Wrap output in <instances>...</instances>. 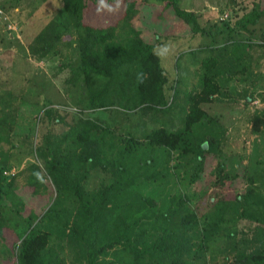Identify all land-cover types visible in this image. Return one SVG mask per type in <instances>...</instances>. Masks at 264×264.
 Masks as SVG:
<instances>
[{"label":"trees","instance_id":"16d2710c","mask_svg":"<svg viewBox=\"0 0 264 264\" xmlns=\"http://www.w3.org/2000/svg\"><path fill=\"white\" fill-rule=\"evenodd\" d=\"M104 1L120 2L121 6L123 1L125 10L119 16H101V0H60L54 15L28 41L30 54L43 61L65 50L73 53L74 59L67 65L71 70L68 82L75 91L72 101L83 110L112 109L123 115L172 108L167 106L169 77L156 45L137 26L143 11L135 0ZM153 1L171 8L193 35L205 32L198 15L183 10L179 0ZM263 18L264 8L246 14L233 28L229 23L222 27L231 38L227 42L239 44L237 52L231 53L239 64L252 42L248 39L247 45L236 37L247 32L254 35ZM226 60L225 56L202 60L199 89L181 93L186 103L181 104L184 116L179 128L168 129L165 120L155 128L145 124L142 134L123 135L111 125L78 118L76 124H64L63 134H55V127L63 125L57 123L64 119L60 110L45 101L43 118L47 122L36 153L45 178L52 183L47 185L52 190L53 185L57 196L36 225L40 216L22 218L18 209V224L23 226L14 227L20 240L15 264H67L66 249L72 251L75 264H264V196L260 189L264 169L259 170L260 177L257 172L245 179L257 204L247 193H235L231 199L230 194L219 191L231 190L238 174L225 172L220 157L222 131L203 109L222 93L215 70ZM185 79L179 72L173 86L177 97L179 89L186 87ZM116 106L120 109L115 110ZM9 121L5 117L0 124ZM253 122L260 133L264 118L256 115ZM6 140L0 127V142ZM211 155L218 158L212 193H188L172 187L166 188L169 191L162 200L159 193L148 189L179 177L182 169L191 183L201 181ZM5 167L0 161V232L11 227L3 202L14 197L2 186L7 179ZM93 172L104 178L92 189ZM243 221L246 228L240 229Z\"/></svg>","mask_w":264,"mask_h":264},{"label":"rangeland","instance_id":"374dc122","mask_svg":"<svg viewBox=\"0 0 264 264\" xmlns=\"http://www.w3.org/2000/svg\"><path fill=\"white\" fill-rule=\"evenodd\" d=\"M135 1L139 10L143 11L137 26L143 30L146 40L156 45L169 77L167 106L172 105V108H154L147 112L137 110L130 114L123 112L122 115L112 109L83 110L72 101L75 91L73 84L68 82L71 70L67 67L74 59L72 52L65 50L63 54L43 61L36 60L30 54L28 41L54 15L60 0H0V122L10 117L8 123L0 124L4 137L8 139L0 142V161L6 165L3 176L7 179L2 186L14 195L13 198L6 197L3 202L7 208L4 207L3 212L8 215L11 227L0 232V264L16 262L15 248L20 240L14 227L21 229L23 226L18 224L17 211L21 209L22 218L32 214L40 216L36 225L57 196L53 185V190L49 188L52 183L45 178L44 168L36 153L42 129L44 131L43 124L47 122L43 118L45 101L60 110L64 119L63 123H57L63 125L55 127V134H63L67 126L64 124H76L78 118L111 125L123 135H128L127 132L142 134L141 128L145 124L150 129L159 127L165 120L168 121V124H164L168 129L175 126L179 128L184 116V106L181 104L186 103V96L181 93L199 89V79L203 74L201 62L210 57L225 56L227 60L215 70L222 93L204 105L203 109L216 120L215 128L222 131L223 153L220 157L225 172L238 174L231 190L219 191L230 194L231 199H234L235 193H247L249 200L257 204L249 192L251 185L245 179L248 180L249 176L257 172L258 175L259 170L264 169V126L258 133L253 122L256 115L264 118V18L256 25L254 35L247 32L239 38L234 37L237 41L245 40L247 45L248 39L252 42L251 46H246L247 55L240 64L231 54L237 52L236 46L239 44L227 42L231 38L222 27L229 23L230 28H233L246 14L253 10L260 11L264 8V0H179L183 10L198 15L200 25L205 30L198 35H193L191 28L178 19L171 8H165V4L153 0L149 3ZM121 2L123 8L120 2L110 4L103 0L98 12L101 16L109 13L119 16L117 13H122L126 5ZM109 7L113 10L109 11ZM225 16L227 19L224 20L227 21H221ZM64 39L67 40V37ZM238 69L240 71L236 73ZM179 72L186 78V87L179 89L182 91L177 97L173 86L176 85ZM119 109L115 107V110ZM177 161L175 159L173 164ZM205 163L203 178L195 184L189 181L182 169L179 177L175 176L172 181L162 185L153 184L156 186H149L148 189L154 190V194L159 193L162 200L169 191L166 188L172 187L182 192L200 194L208 191L210 194L215 190L211 180L216 179L218 158L211 155ZM103 178L102 173L93 172L91 188L99 186ZM260 183L262 188H259L264 196V177ZM239 226L240 229L246 228L245 221ZM64 253L67 264H75L72 251L66 249Z\"/></svg>","mask_w":264,"mask_h":264},{"label":"clouds","instance_id":"9594fccd","mask_svg":"<svg viewBox=\"0 0 264 264\" xmlns=\"http://www.w3.org/2000/svg\"><path fill=\"white\" fill-rule=\"evenodd\" d=\"M101 3L103 4V0H101ZM105 7H108L107 5H105ZM109 11H112L113 9H111V7L108 8Z\"/></svg>","mask_w":264,"mask_h":264},{"label":"built area","instance_id":"2783aa9c","mask_svg":"<svg viewBox=\"0 0 264 264\" xmlns=\"http://www.w3.org/2000/svg\"><path fill=\"white\" fill-rule=\"evenodd\" d=\"M222 19H227V16H225L224 18H222Z\"/></svg>","mask_w":264,"mask_h":264}]
</instances>
